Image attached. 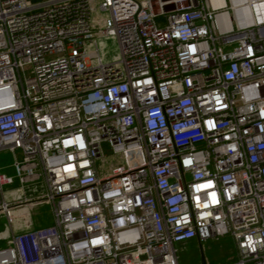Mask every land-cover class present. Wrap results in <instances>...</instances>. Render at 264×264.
<instances>
[{
    "label": "built area",
    "instance_id": "1",
    "mask_svg": "<svg viewBox=\"0 0 264 264\" xmlns=\"http://www.w3.org/2000/svg\"><path fill=\"white\" fill-rule=\"evenodd\" d=\"M95 3L0 0V264H179L228 234L221 264H264V0ZM103 142L123 163L101 174ZM38 200L53 221L17 222Z\"/></svg>",
    "mask_w": 264,
    "mask_h": 264
},
{
    "label": "rangeland",
    "instance_id": "2",
    "mask_svg": "<svg viewBox=\"0 0 264 264\" xmlns=\"http://www.w3.org/2000/svg\"><path fill=\"white\" fill-rule=\"evenodd\" d=\"M97 1L95 0L94 13H98L103 16V24L107 23V12L97 9ZM158 21L164 20V17L157 18ZM100 47L104 52V59H115L119 55L118 43L115 36L108 35L98 39ZM236 42L224 44V48H231ZM94 44H90L88 49H93ZM104 156L98 158L96 163L103 168L100 169L101 174L110 172L114 167L123 163V159L120 155L115 154L107 142H103ZM20 154L19 150L17 151ZM14 157L11 151L6 149L0 150V170L15 175V169L13 166ZM19 183L18 178L15 177L14 184L4 185L5 188L14 186ZM16 193L22 192L20 188H16ZM43 190V186L40 182L29 185L25 191L29 195H35ZM32 217L35 227L50 224L53 221L52 206L49 202L38 200L31 204ZM3 216L0 215V230H4L7 226ZM4 231H0V234ZM4 235V234H2ZM0 245H5L7 242L5 236H2ZM177 248V255L179 264H196L201 263L202 256L204 257L206 264H221L225 261L234 259L237 256V246L234 238L231 235L221 236L219 238H208L199 244L195 237L185 239L183 241L175 242Z\"/></svg>",
    "mask_w": 264,
    "mask_h": 264
},
{
    "label": "crops",
    "instance_id": "3",
    "mask_svg": "<svg viewBox=\"0 0 264 264\" xmlns=\"http://www.w3.org/2000/svg\"><path fill=\"white\" fill-rule=\"evenodd\" d=\"M6 173H8V172H6ZM8 174L14 175L13 173H8ZM14 182H15V177H14V181L12 183L6 184V185L14 184ZM26 187L24 188V191H25ZM16 188H19V183H17V185H14V186L12 185V186H9L7 188L4 187V195L6 197H10V195L12 196V195L17 194L16 193V190H17ZM25 194L29 195L28 193H26V191H25ZM32 203L33 202L27 204L26 208H20L18 210V214H17V217H16V221L17 222H21L22 221L24 223L29 224L30 226H35L34 225V221H33V217H32V211H31V204ZM26 212H28V213H26ZM0 215L5 218L4 220H5L6 224H7V226L5 228H3L4 230H0V231H4V232H2L0 234V240H2L1 239L2 236H5V240H3V241L8 242V240H9L11 234H12V229H11V227L9 225V222L7 221V218L3 214H0ZM2 234H4V235H2ZM196 240L199 242V240L197 238H196ZM199 244H201V242H199ZM0 246H2V245H0Z\"/></svg>",
    "mask_w": 264,
    "mask_h": 264
},
{
    "label": "water",
    "instance_id": "4",
    "mask_svg": "<svg viewBox=\"0 0 264 264\" xmlns=\"http://www.w3.org/2000/svg\"><path fill=\"white\" fill-rule=\"evenodd\" d=\"M201 263H202V264H206V261H205V259H204L203 256H202V259H201ZM196 264H198V263H196Z\"/></svg>",
    "mask_w": 264,
    "mask_h": 264
}]
</instances>
